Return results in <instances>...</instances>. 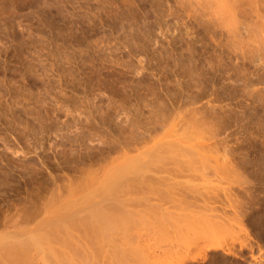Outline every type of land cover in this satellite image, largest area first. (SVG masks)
Wrapping results in <instances>:
<instances>
[{
  "label": "rangeland",
  "instance_id": "1",
  "mask_svg": "<svg viewBox=\"0 0 264 264\" xmlns=\"http://www.w3.org/2000/svg\"><path fill=\"white\" fill-rule=\"evenodd\" d=\"M96 1L97 0H0V99H2L0 100V226L3 222L9 219L11 214L15 211L22 213L28 217L30 214H36L37 212L43 211L44 209L49 211L57 210V207H59L60 205L62 207H60L61 209H64L65 207V209H69L70 207L74 208V206H76L77 204L75 202H78L80 199H82L88 192H97V187L98 189L100 188V184H102L105 178L108 181V179L111 178V176L109 175H113L114 173H116V171H118L117 168L120 164L123 163V166L124 162L127 160L126 162L129 163L127 164L130 165V160L128 159L131 158L132 160V156L134 155H136L134 156L135 158H139L136 159V161L139 160V164L142 163L143 166L144 164L147 165L142 167L140 164V166L142 167L141 171H144V173L142 172V174H149V176H146L147 178L150 177V179H156L155 177L159 175L158 178L163 177V179H165L163 180L165 182H163L161 179L162 183H164L165 185L162 184V186H160L162 189L165 188L166 192L164 189L158 190L159 188H156L159 192H156L155 189H151L158 183L155 180V185H152V187L150 186L151 188L146 187L145 189L143 185L142 188L145 190L139 187L140 185L138 186L136 183V185H134L137 186L138 189L131 185L132 187L130 186V190V187L128 185L129 183L127 184V187L125 185V188L129 187L128 189L130 190H127L126 192L124 190H121L122 186L121 188L118 187L120 188V190H117L115 193L117 194L118 191L119 193H121L120 195L119 193L117 194L118 199L123 196L122 198H120L121 202L124 197H131V200L135 199V196L133 197V195L135 194L137 195V197L141 198H139V200L136 197L137 199L133 200L137 201L138 204H136L138 205L139 210L135 208L134 211H131L135 206H131V203H133V201H131V203L128 204L130 207H132V209L129 212H125V210H128V208L130 209V207L128 206V204L126 205L128 206L127 208L125 206L123 207L122 205L128 202L123 201V204L121 203L122 205L120 204V206L126 209L124 210L122 208H119V211H117L120 213V215L116 211L114 212L116 213V215L123 217L122 219L120 217L118 218V220L121 219L119 221H122L124 223V225L120 227V235L124 231L125 235L127 233H132L131 237H133V232L131 231L133 229L140 227L142 228L144 226H149L148 228H146L147 230H150V228L153 229L155 227V230L158 232L160 229H162L163 231L165 230L163 229L164 227L160 228V226L163 225L168 226L170 224H188L189 222L185 220L186 217H182V213H185V215L187 216L186 213L189 214V212L191 211H193L191 212L192 216L194 214L197 215L199 211H202L200 212L202 214H204V211L205 214H209L206 212H210L211 215L214 214V216H218L219 214L224 213V211L226 213L227 210H229L228 212H230V215H233L234 213L235 215H237V213L242 210L241 212H246L245 214L241 213L240 217L243 218L242 222L245 221L244 217L246 218L247 213L250 215L249 216L247 214L249 220H253V222H247L246 220L245 224L243 223L242 225H246L247 227L250 225L253 230H255L254 226L257 227L258 225H260L259 222H262L261 225H263L264 80H262L259 75L263 77L264 61L261 60V63L257 61L258 59H255L254 56L255 52L252 50H248L252 46L250 40L246 39L248 37V33L243 32L244 35L240 34L241 36H236L235 34H233L234 32L232 33V31H228V29L230 28L228 27L230 21L227 13L223 10V13H221V11H217V5V8L215 7V9L211 7L212 5L214 7V4H217V1L220 2L223 7V0H212L214 3L211 0H189L191 6L189 5V2H187L188 0H174L176 4L173 0H125L126 3L124 2V0H107L109 3H107L106 0ZM101 1L103 4H101ZM115 1L118 3H116ZM129 1L131 4L129 3ZM167 1L168 3L166 5ZM169 1L173 3H171V6H173V8L171 7V9H176V6L180 7L181 9L177 7L178 9L176 10L179 11H172L171 9L167 10L170 7ZM184 1L185 3H183ZM94 2L97 4H95ZM203 2H206V4ZM103 5H105V7H103ZM151 5L152 8L150 7ZM202 5L205 7H203ZM100 6L103 7V9ZM145 6L147 8H145ZM163 6L166 11L164 10V8H162ZM148 7L151 9H149ZM204 8L211 14L209 12H205ZM87 9L90 10L88 11ZM130 9H132L133 11ZM220 9L221 8H219L218 10ZM148 10H150L151 13L148 14ZM180 11L181 13H179ZM88 12L90 13L88 14ZM172 12L174 13V15H176V17ZM132 13H135V15ZM138 13L140 15L139 17L137 16ZM224 13L226 15H224ZM93 14H95L96 16H94ZM147 15L149 16V18ZM203 15L206 17H203ZM218 15H220V17ZM108 16L111 20L108 19ZM143 16L147 17L144 18ZM150 16L152 18H150ZM158 16L160 17L158 18ZM214 16L217 17L215 18ZM96 18L100 19L98 20ZM146 18L151 19V21H144L143 19ZM218 18L222 20H219ZM225 18L229 21V23L228 21H225ZM117 19H120L119 22ZM215 19H218V22L220 21L219 23L222 27L214 22L216 21ZM253 20L254 18H252V20L250 18V21L253 22ZM99 21L102 22L100 23ZM116 22L118 23V25ZM145 22L149 25H145L143 27ZM134 23L137 25V28L135 27ZM139 23L140 25H138ZM222 23H224V26L222 25ZM100 24H102L104 27ZM120 24L121 26H123V28L120 26ZM127 24L130 25L128 26ZM124 25L127 26L125 27ZM149 26L151 32L153 31L154 33H150L149 31H147L149 30ZM118 27L121 29V31ZM135 28L136 31L134 30ZM140 28L143 29H141L140 31ZM225 28L227 29V32L226 30H224ZM124 29L125 32L123 31ZM144 29L146 30L144 31ZM206 29L209 33L206 31ZM109 30L112 32L110 33ZM85 31L88 33H86ZM228 32L232 33V36ZM128 33L131 34L129 35ZM124 34L125 36L127 34L128 35L125 37ZM228 34L231 38L234 36L235 40H231ZM134 35L135 37H137H133ZM142 35H144L146 40ZM131 36L135 38L134 41L132 40L133 38ZM152 36L155 38H153ZM238 36L241 37V39ZM141 39H144L145 41H141ZM201 39H203V41ZM242 39H244V41H241ZM236 40L241 42L239 43ZM245 40L249 41L247 43L248 46H246L247 48L249 47L247 49L248 51H250L249 53L248 51H246V47L240 48L242 45H244L245 42H247ZM215 41L216 44L214 43ZM141 42L143 44L140 46ZM207 43H213L211 45H218L219 47H213L211 45L209 46ZM238 43L239 45H237ZM136 46L137 48H139L140 46L139 50L136 48ZM220 46L222 48H220ZM218 49H222L221 51L223 52ZM242 49H245L243 53L241 52L243 51ZM216 51L222 54H219ZM173 52L175 54L178 52L176 55V57L178 56L177 58L175 57V55L173 56ZM224 52L226 53V55ZM183 53H185L186 55ZM239 53H242L243 56ZM153 54L155 55V57ZM249 54L251 56H249ZM172 56L175 58H173ZM227 56L228 58H226ZM241 56L244 59H242ZM97 57L99 58V60ZM235 57L239 59L237 60ZM248 58H250L251 61ZM182 59H186V61L182 62ZM176 60L179 62H177ZM254 60H256L255 64ZM99 61L101 63H104L101 64ZM236 61L238 63H241L242 61L243 65L241 64V66L240 64L236 63ZM249 61L252 63H250ZM257 62H259V64H257ZM236 64L238 67L236 66ZM260 64H262V67ZM255 65L257 68H255ZM2 66H5V69ZM253 69L257 70H255L254 72L252 71ZM248 70L251 73L249 72L248 74ZM231 73L235 74L231 75ZM239 73L245 74L243 76H240ZM235 75L238 77H236ZM254 75L256 78L254 77ZM205 76L207 77V79ZM122 77L124 78V80ZM113 79L115 80V82ZM235 79H237V82ZM240 80H242V82ZM223 83L225 84V86ZM247 83L249 84L248 86ZM222 85L225 87V89ZM115 90H117L116 93ZM163 94H166L165 96L167 97L165 98ZM25 96L27 97V99L29 97L30 98L26 100ZM189 99L190 101H192L190 102ZM55 103L56 105L54 107ZM35 112L36 115L34 116L33 114H35ZM54 112V115L51 114ZM194 115L196 116L193 117ZM11 116L14 118L13 120L12 118H9ZM43 116H45V118H43ZM11 120L13 122H11ZM14 121H16L15 124ZM25 121H27L29 124H27V122ZM58 123H60V127ZM29 125L31 126V128ZM33 125L35 126V129L37 128L38 130H35L34 127H32ZM180 126L183 128H180ZM169 131H172V135ZM32 132H34V134L36 133V137ZM176 133L177 137L174 136L176 135ZM163 134H168L166 135L168 140L167 142L171 144L170 146H168L169 150L168 147L164 146V144L166 145V137H164ZM182 134L184 136H182ZM162 141L164 142V144H162ZM180 141L183 142L181 143ZM172 143H174V146ZM140 144L141 146H139ZM178 144L181 148L185 147L186 145L188 146V148L186 146L185 148L181 149ZM175 145L177 146L175 149L179 147L178 151L181 149L180 151H182V154L184 152L185 153L182 155L181 153H179L180 151L178 152L177 150L172 149V146L175 147ZM127 146L129 148H132L129 149ZM185 149H187L188 151H186ZM119 151H122L124 155H122V153H119ZM146 151H149L150 153H147ZM175 151H177V154L175 153ZM161 154H163L164 156H161ZM179 154L183 157L184 162L181 159L177 158V155ZM156 157L158 158V160ZM161 157L165 160H160ZM113 158L115 161H111V159ZM157 162H160V164L163 163L164 165L162 167L166 169L162 168L160 164L156 165L155 163ZM185 163L188 168L185 166ZM127 164L125 163L124 167H126ZM182 165L184 166V168L186 167L188 171L187 169H182L180 167ZM130 166L129 169L133 167ZM158 166L160 167L158 168ZM148 169L153 170L154 172H150ZM159 169L162 170V172ZM132 170L133 169H130L129 171L132 172ZM145 170L148 171L145 172ZM184 170L188 173H186ZM113 171L115 172L112 174ZM158 171L159 173H157ZM130 174V176L133 175L132 173ZM154 175L155 177H153ZM169 175L172 177L171 179ZM124 176H126V174ZM139 177H141V173ZM158 178L156 180H158ZM90 180H93L92 183L90 182ZM243 180L251 182L253 184L255 182L258 183L249 185L248 182H245L248 183V186L243 182ZM141 181L138 178V181L136 182L140 183ZM154 181H151V183H154ZM239 181H241L240 185L238 184ZM80 183L84 184L83 187L82 184L79 185ZM87 183H90L89 186L91 185V190H86V186L88 187V185H86ZM151 183H148V185H151ZM241 186H243V188ZM157 187H159L158 184ZM240 187L243 190L245 187H247V189L248 187H250L248 191L252 190V192L254 189V197L253 195H251L253 197L252 201L250 200L251 196H249V199V197L246 196L247 193L244 192L246 194H244V197V195H242L243 190L240 191L241 196L244 197V204H246L247 206H245L243 202H240L241 205L238 204L236 206L241 198L239 197ZM237 188L238 190L236 192ZM146 191L148 192V195L147 193H145ZM226 191L229 195L227 193L225 195L224 192ZM129 192L130 194L133 192L135 194H131V196ZM141 192L144 196L147 195V197L141 195ZM234 192L237 193V196L239 198H236L237 196ZM252 192L249 193L251 194ZM115 193L113 195L115 196V198H117V195H115ZM95 194V197L99 196L98 192ZM113 195L110 200L113 199ZM77 196H80L81 198ZM102 196L103 195H101V197ZM226 197H228L230 200ZM69 198L71 201L72 198L74 199L71 202L69 201ZM77 198H79V200ZM97 198H95L94 200H96ZM224 198L228 199V202ZM234 198L236 199L235 201H233ZM246 198H248L250 201H248ZM65 200H68L67 203ZM112 201L116 200L114 199ZM120 201L117 200V202ZM62 202L63 205L61 204ZM70 202L72 205H74L70 206V204V207L65 206ZM223 202L224 204L228 203L229 205L226 204V207ZM248 202L250 204H247ZM108 203L109 202H107V204ZM113 203L115 202L110 203V208L111 204ZM140 205L141 207L139 208ZM115 206L118 207V205ZM223 206H225L224 208H226L227 210L222 211L224 209ZM120 209L124 210V213H122ZM194 210L198 212L194 213ZM248 211H251L252 214ZM261 215H263V217ZM259 216H261V218ZM34 218H30V220L33 219L31 221L32 223L39 217H36L35 220ZM230 218L232 221L233 216H230ZM242 218H235V221H241ZM253 218L256 219V221ZM233 223L235 224L234 220ZM237 224L238 222L235 224L234 228H237ZM171 226L175 225H170L169 227ZM143 229H141L142 232L144 231ZM163 234L162 239L167 237H163ZM135 235L136 234H134V237ZM143 235L144 233L142 234V236H139L144 238ZM145 235L148 238V235H150V233L147 234L146 231ZM150 237L148 238L149 240H151ZM158 237L156 239H158ZM147 238L144 239L148 241ZM131 239L133 240L134 238ZM139 239L136 238V240ZM160 239H158V241L156 240L155 242H159ZM154 240L155 239H153V241ZM150 242H152V240ZM194 250L195 249H193V251ZM193 251L191 250L192 254L195 252ZM217 253L218 255L220 254L218 257ZM217 253H209V255L211 254L210 257H208L209 262L206 260L208 263L204 262L203 264H212L213 262H215V264H224L226 261L223 260L222 262V259H224L223 255L220 251ZM237 262L240 263V261ZM193 263L197 264L196 262H191V264ZM199 264L202 263L199 262Z\"/></svg>",
  "mask_w": 264,
  "mask_h": 264
},
{
  "label": "bare ground",
  "instance_id": "2",
  "mask_svg": "<svg viewBox=\"0 0 264 264\" xmlns=\"http://www.w3.org/2000/svg\"><path fill=\"white\" fill-rule=\"evenodd\" d=\"M85 1V0H84ZM94 1V0H93ZM98 1V0H97ZM96 1V2H97ZM100 1V0H99ZM118 1V0H117ZM120 1V0H119ZM122 1V0H121ZM130 1H133V0H130ZM130 1H129V3H130ZM137 1V0H136ZM135 1V2H136ZM138 1H140V0H138ZM142 1V0H141ZM144 1V0H143ZM147 1V0H146ZM153 1V0H152ZM159 1V0H158ZM161 1V0H160ZM166 1V0H165ZM171 1V0H170ZM169 1V3H170V7H169V9H167V10H170L171 9V7L173 8V6H171V3L172 2H170ZM174 1V0H173ZM180 1V0H179ZM182 1V0H181ZM186 1V0H185ZM185 1L183 2V3H185ZM203 1H205V0H203ZM212 1V0H211ZM214 1V0H213ZM212 1V2H213ZM216 1V0H215ZM219 1H222V0H219ZM224 1V2H223ZM222 1V3H223V7H222V4L220 3V2H218L217 1V4H214V7H213V5L211 6L212 8H214L215 9V7H216V5H217V7H218V9L219 8H221L220 10H218L217 9V11H221V13H223V11H225L226 13H227V16H228V18H229V21H230V23H229V21L228 20H226V18H225V21H228V23H229V25H228V27H230L229 29H228V31L230 30V32L232 31V33L233 34H235L236 36L237 35H244V33L243 32H246V33H248V37L246 38V39H248V40H250V42H251V48H247L246 46H248L247 45V43L249 42L248 40H245V41H247V42H245L244 43V45H240V46H238V47H240V48H244V47H246V51H248V50H252V51H254L255 52V59L257 58L258 60L257 61H259L260 63L262 62L261 60H263L264 61V0H223ZM106 2L107 3H109L107 0H106ZM111 2V1H110ZM113 2V1H112ZM116 2V1H115ZM114 2V3H115ZM124 2L126 3V1L124 0ZM134 2V3H135ZM175 2V1H174ZM187 2H189V0L187 1ZM197 2H200V1H197ZM95 3V2H94ZM116 3H118V2H116ZM115 3V4H116ZM163 3V2H162ZM167 3H168V1L166 2V5H167ZM202 3V2H201ZM203 3H205L206 4V2H203ZM214 3V2H213ZM95 4H97V3H95ZM101 4H103L102 3V1H101ZM122 4V3H121ZM120 4V5H121ZM131 4V3H130ZM146 4V3H145ZM144 4V5H145ZM150 4H151V1H150ZM159 4H160V2H159ZM173 4V3H172ZM175 4H176V2H175ZM174 4V5H175ZM195 4V3H194ZM196 4H199V3H196ZM207 4H209V3H207ZM89 5V4H88ZM98 5H100V4H98ZM97 5V6H98ZM117 5V4H116ZM115 5V6H116ZM154 5V4H153ZM165 5V4H164ZM185 5H188V4H185ZM189 5L191 6V4H190V2H189ZM96 6V5H95ZM119 6V5H118ZM127 6V5H126ZM125 6V7H126ZM137 6V5H136ZM149 6V5H148ZM158 6V5H157ZM200 6V5H199ZM203 6V5H202ZM207 6V5H206ZM101 7V6H100ZM103 7H105V5H103ZM103 7H101L102 9H103ZM138 7V6H137ZM140 7V6H139ZM144 7V6H143ZM151 8H152V5L150 6ZM159 7H160V5H159ZM178 6H176V9H178V8H180V7H178ZM203 7H205V6H203ZM216 7V8H217ZM95 8V7H94ZM93 8V9H94ZM111 8V7H110ZM109 8V9H110ZM118 8V7H117ZM116 8V9H117ZM124 8V7H123ZM145 8H147L146 6H145ZM149 8V7H148ZM151 8H149V9H151ZM162 8H164V6L162 7ZM197 8H198V6H197ZM200 8V7H199ZM202 8V7H201ZM223 8V9H222ZM225 8V9H224ZM99 9V8H98ZM107 9H108V7H107ZM106 9V10H107ZM128 9V8H127ZM139 9V8H138ZM154 9V8H153ZM176 9H171L172 11H175ZM181 9V8H180ZM207 9H208V7H207ZM88 10V9H87ZM90 10V9H89ZM88 10V11H89ZM112 10V9H111ZM111 10H109V11H111ZM120 10V9H119ZM130 10H132V9H130ZM155 10V9H154ZM163 10V9H162ZM164 10H165V8H164ZM198 10V9H197ZM204 10H205V12H209V11H206V9L204 8ZM223 10V11H222ZM92 11V10H91ZM115 11V10H114ZM127 11V10H126ZM133 11V10H132ZM149 12H148V14L149 13H151L150 12V10H148ZM166 11V10H165ZM176 11H179V10H176ZM187 11H188V9H187ZM191 11V10H190ZM199 11V10H198ZM201 11H202V9H201ZM216 11V10H215ZM86 12V11H85ZM95 12V11H94ZM99 12V11H98ZM103 12V11H102ZM125 12V11H124ZM123 12V13H124ZM136 12H137V10H136ZM135 12V13H136ZM138 12H140V11H138ZM154 12V11H153ZM152 12V13H153ZM161 12V11H160ZM170 12V11H169ZM185 12V11H184ZM195 12H197V11H195ZM87 13V12H86ZM90 12H88V14H89ZM130 13V12H129ZM135 13H132V14H134L135 15ZM141 13V12H140ZM168 13V12H167ZM166 13V14H167ZM173 13V12H172ZM179 13H181V11L179 12ZM202 13V12H201ZM210 13V12H209ZM219 13V12H218ZM92 14V13H91ZM91 14H90V16H91ZM102 14V13H101ZM100 14V15H101ZM141 14H143V13H141ZM162 14V13H161ZM161 14H159V15H161ZM170 14V13H169ZM177 14V13H176ZM189 14V13H188ZM193 14V13H192ZM211 14V13H210ZM209 14V15H210ZM214 14H215V12H214ZM81 15V14H80ZM94 16H96L95 14H93ZM110 15H112V14H110ZM109 15V16H110ZM131 15V14H130ZM157 15V14H156ZM173 15H174V13H173ZM180 15V14H179ZM221 15H223V14H221ZM224 15H226L225 13H224ZM89 16V15H88ZM103 16V15H102ZM109 16H108V19H110L109 18ZM117 16H119V15H117ZM138 17L140 16L139 15V13H138V15H137ZM148 16V15H147ZM147 16H143L144 18L145 17H147ZM154 16V15H153ZM169 16V15H168ZM175 17H176V15H174ZM184 16H185V14H184ZM190 16V15H189ZM219 17H220V15H218ZM115 17V16H114ZM132 17V16H131ZM135 17V16H134ZM160 16H158V18H159ZM170 17H171V15H170ZM169 17V18H170ZM195 17V16H194ZM203 17H206V16H204L203 15ZM215 17V16H214ZM217 17V16H216ZM215 17V18H216ZM226 17V16H225ZM81 18V17H80ZM83 18H87V17H83ZM119 18V17H118ZM148 18H149V16H148ZM150 18H152L151 16H150ZM153 18H155V17H153ZM165 18V17H164ZM173 18V17H172ZM250 18H251V20H252V18H254V20H253V22L252 21H250ZM96 19H98V18H96ZM100 19V18H99ZM98 19V20H99ZM102 19V18H101ZM114 19V18H113ZM133 19V18H132ZM140 19V18H139ZM138 19V20H139ZM141 19H142V17H141ZM162 19V18H161ZM175 19V18H174ZM173 19V20H174ZM182 19H184V18H182ZM219 19V18H218ZM218 19H215L216 21H214V22H216V24H218V25H220L221 26V24L218 22ZM80 20V19H79ZM88 20V19H87ZM103 20V19H102ZM106 20V19H105ZM111 20V19H110ZM118 20V19H117ZM120 20V19H119ZM119 20H118V22H119ZM121 20H122V17H121ZM137 20V19H136ZM144 21L145 20H150L151 21V19H143ZM158 20V19H157ZM170 20V19H169ZM179 20V19H178ZM200 20H202V19H200ZM208 20V19H207ZM219 20H222V19H219ZM92 21V20H91ZM108 21V20H107ZM126 21H127V19H126ZM144 21H142V22H144ZM159 21V20H158ZM157 21V22H158ZM82 22V21H81ZM88 22V21H87ZM95 22V21H94ZM98 22V21H97ZM100 23L102 22V21H99ZM147 22H149V21H147ZM153 22V21H152ZM156 22V23H157ZM213 22V21H212ZM218 22V23H217ZM117 23V22H116ZM125 23V22H124ZM128 23V22H127ZM210 23V22H209ZM227 23V24H228ZM93 24V23H92ZM122 24V23H121ZM121 24H120V26H121ZM143 24V23H142ZM197 24V23H196ZM214 24V23H213ZM213 24H212V26H213ZM224 23H222V25H223ZM81 25H83V24H81ZM100 25H102V24H100ZM117 25H118V23H117ZM123 25V24H122ZM128 26L130 25V24H127ZM126 25V26H127ZM134 25H135V27L137 28V25L134 23ZM138 25H140V23L138 24ZM148 26L149 24H146V22H145V24L143 25V27L144 26ZM93 26V25H92ZM97 26H99V25H97ZM103 26V25H102ZM107 26V25H106ZM105 26V27H106ZM125 26V25H124ZM125 26V27H126ZM151 26V25H150ZM150 26H149V30H147V31H149L150 33H152L151 32V29H150ZM152 26H153V23H152ZM204 26V25H203ZM210 26V25H209ZM224 26V25H223ZM79 27V26H78ZM101 27V26H100ZM104 27V26H103ZM108 27V26H107ZM106 27V28H107ZM122 28H123V26H121ZM141 27V26H140ZM205 27V26H204ZM222 27V26H221ZM84 28V27H83ZM91 28V27H90ZM94 28V27H93ZM92 28V29H93ZM98 28V27H97ZM109 28V27H108ZM119 28V27H118ZM132 28H134V27H132ZM131 28V29H132ZM136 28L134 29L135 31H136ZM146 28V27H145ZM151 28H153V27H151ZM194 28V27H193ZM206 28V27H205ZM214 28H215V26H214ZM217 28H218V26H217ZM224 29V30H226V32H227V29ZM85 29V28H84ZM91 29V30H92ZM120 29V28H119ZM119 29H118V31H119ZM141 29H143V28H140L139 30L141 31ZM147 29V28H146ZM146 29H144V31L146 30ZM155 29V28H154ZM195 29V28H194ZM193 29V30H194ZM209 29V28H208ZM213 29V28H212ZM72 30V29H71ZM70 30V31H71ZM79 30V29H78ZM86 30V29H85ZM108 30V29H107ZM113 30H114V28H113ZM130 30V29H129ZM133 30V31H134ZM138 30V29H137ZM157 30V29H156ZM204 30V29H203ZM77 31V30H76ZM84 31V30H83ZM101 31V30H100ZM110 31V30H109ZM120 31H121V29H120ZM124 32H125V29L123 30ZM132 31V30H131ZM147 31H146V33H147ZM206 31H207V29H206ZM221 31V30H220ZM86 32V31H85ZM84 32V33H85ZM112 31H110V33H111ZM138 32V31H137ZM163 32V31H162ZM208 32V31H207ZM225 32V33H226ZM230 32H228V33H230ZM86 33H88V32H86ZM105 33V32H104ZM107 33V32H106ZM132 33V32H131ZM130 33V34H131ZM139 33H141V32H139ZM146 33H145V35H146ZM154 33V32H153ZM157 33V32H156ZM209 33V32H208ZM208 33H206V34H208ZM219 33H222V32H219ZM232 33H230V35L232 34ZM245 33V34H246ZM59 34V33H58ZM64 34V33H63ZM129 34V33H128ZM127 34V35H128ZM129 34V35H130ZM136 34V33H135ZM202 34V33H201ZM214 34V33H213ZM98 35V34H97ZM103 35V34H102ZM126 35V36H127ZM140 35V34H139ZM148 35H150V34H148ZM157 35V34H156ZM240 35V36H241ZM247 35V34H246ZM111 36V35H110ZM113 36V35H112ZM118 36V35H117ZM122 36V35H121ZM124 36H125V34H124ZM125 36V37H126ZM143 37H144V35H142ZM141 36V37H142ZM189 36V35H188ZM228 36H229V34H228ZM232 36V35H231ZM97 37V36H96ZM95 37V38H96ZM99 37V36H98ZM101 37V36H100ZM107 37V36H106ZM123 37V36H122ZM132 37V36H131ZM133 37H135V35L133 36ZM132 37V38H133ZM137 37V36H136ZM135 37V38H136ZM142 37V38H143ZM147 37V36H146ZM153 37V36H152ZM182 37V36H181ZM239 37V36H238ZM237 37V38H238ZM246 37V36H245ZM252 37V38H251ZM64 38V37H63ZM117 38V37H116ZM135 38H133L132 40L134 41V39ZM145 38V37H144ZM148 38V37H147ZM153 38H155V37H153ZM166 38V37H165ZM196 38V37H195ZM218 38V37H217ZM229 38H231L230 36H229ZM240 39H241V37H239ZM242 38H243V36H242ZM56 39V38H55ZM99 39V38H98ZM97 39V40H98ZM101 39V38H100ZM151 39V38H150ZM168 39V38H167ZM173 39V38H172ZM235 40V37L233 36L232 38H231V40ZM245 39V38H244ZM244 39H242L241 41H244ZM92 40V39H91ZM103 40V39H102ZM138 40V39H137ZM144 40V39H143ZM142 39H141V41H143ZM145 40H146V38H145ZM144 40V41H145ZM200 40V39H199ZM202 41H203V39H201ZM206 40V39H205ZM214 40V39H213ZM213 40H212V42H213ZM136 41V40H135ZM139 41V40H138ZM137 41V42H138ZM167 41V40H166ZM209 41V40H208ZM210 41H211V39H210ZM209 41V42H210ZM217 41V40H216ZM216 41L214 42L215 44H216ZM236 41H238V40H236ZM240 41V42H241ZM96 42V41H95ZM102 42V41H101ZM100 42V43H101ZM122 42V41H121ZM124 42V41H123ZM140 42V41H139ZM138 42V43H139ZM154 42V41H153ZM169 42V41H168ZM198 42V41H197ZM208 42V43H209ZM222 42V41H221ZM220 42V43H221ZM235 42V41H234ZM239 42V41H238ZM239 42V43H240ZM67 43V42H66ZM81 43V42H80ZM118 43V42H117ZM147 43H148V40H147ZM150 43V42H149ZM196 43V42H195ZM201 43V42H200ZM207 43V44H208ZM232 43H233V41H232ZM239 43L237 44V45H239ZM108 44V43H107ZM143 43L141 42L140 43V46L142 45ZM145 44V43H144ZM176 44V43H175ZM211 44H213V43H210V44H208L209 46L211 45ZM217 44H218V42H217ZM20 45V44H19ZM89 45V44H88ZM97 45V44H96ZM137 45V44H136ZM223 45V44H222ZM70 46V45H69ZM108 46V45H107ZM140 46H139V48H140ZM152 46V45H151ZM163 46V45H162ZM191 46V45H190ZM211 46H213V45H211ZM215 46V45H214ZM213 46V47H214ZM216 46H218V45H216ZM215 46V47H216ZM235 46V45H234ZM66 47V46H65ZM85 47V46H84ZM219 47V46H218ZM237 47V46H236ZM136 48H137V46H136ZM139 48H137L138 50H139ZM145 48V47H144ZM191 48H193V47H191ZM220 48H222L221 46H220ZM233 48V47H232ZM136 49V50H137ZM181 49V48H180ZM189 49V48H188ZM187 49V50H188ZM248 49V50H247ZM69 50V49H68ZM97 50V49H96ZM142 50H143V48H142ZM218 50H222V49H218ZM236 50V49H235ZM234 50V51H235ZM241 50V49H240ZM243 50V49H242ZM108 51V50H107ZM116 51V50H115ZM230 51V50H229ZM245 51V49L243 50V51H241L242 53ZM83 52V51H82ZM87 52V51H86ZM129 52V51H128ZM138 52V51H137ZM145 52H146V50H145ZM168 52V51H167ZM191 52V51H190ZM205 52V51H204ZM216 52H218V51H216ZM221 52H223V51H221ZM236 52H238V51H236ZM250 51H248V53H249ZM174 53V52H173ZM178 53V52H177ZM177 53L175 54H173V56L175 55V57H176V55H177ZM193 53V52H192ZM219 54H222V53H220V52H218ZM225 53V52H224ZM232 53H233V51H232ZM242 53L240 54V55H242ZM108 54V53H107ZM121 54V53H120ZM119 54V55H120ZM161 54V53H160ZM180 54H181V51H180ZM180 54H179V56H180ZM183 54H185V53H183ZM209 54V53H208ZM246 54H247V52H246ZM245 54V55H246ZM76 55V54H75ZM131 55V54H130ZM152 55V54H151ZM154 55V54H153ZM186 55V54H185ZM218 55V54H217ZM225 55H226V53H225ZM235 55V54H234ZM79 56V55H78ZM126 56V55H125ZM142 56V55H141ZM164 56V55H163ZM166 56V55H165ZM172 56V57H173ZM243 56V55H242ZM241 56V57H242ZM249 56H251L250 54H249ZM139 57V56H138ZM146 57V56H145ZM151 57H153V56H151ZM154 57H155V55H154ZM175 57H173V58H175ZM178 57V56H177ZM176 57V58H177ZM240 57V58H241ZM98 58V57H97ZM148 58H150V57H148ZM183 58V57H182ZM206 58V57H205ZM221 58V57H220ZM223 58V57H222ZM226 58H228V56L226 57ZM236 58V57H235ZM120 59V58H119ZM172 59V58H171ZM225 59V58H224ZM237 59V58H236ZM239 59V58H238ZM237 59V60H238ZM242 59H244L243 57H242ZM249 60H250V58H248ZM253 59H254V57H253ZM252 59V60H253ZM59 60V59H58ZM97 60V59H96ZM98 60H99V58H98ZM122 60V59H121ZM154 60V59H153ZM157 60V59H156ZM222 60V59H221ZM105 61V60H104ZM137 61V60H136ZM175 61V60H174ZM177 61V60H176ZM182 62H184V61H186V59H182L181 60ZM218 61V60H217ZM231 61V60H230ZM240 61V60H239ZM251 61V60H250ZM249 61V62H250ZM255 62H254V64L256 63V60H254ZM100 62V61H99ZM98 62V63H99ZM140 62V61H139ZM138 62V63H139ZM177 62H179V61H177ZM182 62H181V64H182ZM190 62V61H189ZM235 62V61H234ZM259 62H257V64H259ZM101 63V62H100ZM102 63H104V62H102ZM101 63V64H102ZM114 63V62H113ZM176 63V62H175ZM231 63V62H230ZM236 63H238L237 61H236ZM243 63H244V61H243ZM250 63H252V62H250ZM121 64V63H120ZM164 64V63H163ZM180 64V63H179ZM207 64V63H206ZM238 64H242V61H241V63H238ZM264 64V63H263ZM64 65V64H63ZM97 65V64H96ZM116 65V64H115ZM140 65V64H139ZM157 65H158V63H157ZM160 65V64H159ZM213 65V64H212ZM235 65V64H234ZM243 65V64H242ZM241 65V66H242ZM261 65V67H262V64H260ZM107 66V65H106ZM119 66V65H118ZM143 66V65H142ZM164 66V65H163ZM169 66V65H168ZM236 66H237V64H236ZM240 66V67H241ZM254 66V65H253ZM258 66V65H257ZM3 67V66H2ZM5 67V66H4ZM3 67V68H4ZM27 67V66H26ZM25 67V68H26ZM104 67V66H103ZM134 67V66H133ZM137 67V66H136ZM158 67V66H157ZM238 67V66H237ZM236 67V68H237ZM247 67V66H246ZM260 67V66H259ZM264 67V66H263ZM10 68V67H9ZM145 68V67H144ZM171 68V67H170ZM183 68V67H182ZM244 68V67H243ZM255 68H257L256 67V65H255ZM5 69V68H4ZM129 69V68H128ZM230 69H231V67H230ZM241 69V68H240ZM261 69V68H260ZM35 70V69H34ZM59 70H61V69H59ZM58 70V71H59ZM64 70V69H63ZM134 70V69H133ZM146 70V69H145ZM208 70V69H207ZM244 70V69H243ZM247 70V69H246ZM255 70H257V69H255ZM255 70L253 69L252 71H254L255 72ZM262 70V69H261ZM15 71V70H14ZM57 71V70H56ZM135 71V70H134ZM190 71V70H189ZM192 71V70H191ZM242 71V70H241ZM245 71V70H244ZM243 71V72H244ZM260 71V70H259ZM264 71V70H263ZM55 72V71H54ZM53 72V73H54ZM67 72V71H66ZM136 72V71H135ZM139 72V71H138ZM198 72V71H197ZM205 72V71H204ZM211 72V71H210ZM215 72V71H214ZM218 72V71H217ZM216 72V73H217ZM239 72V71H238ZM249 70H248V74H249ZM253 72V73H254ZM105 73V72H104ZM137 73V72H136ZM151 73V72H150ZM154 73V72H153ZM228 73V72H227ZM246 73V72H245ZM244 73V74H245ZM251 73V72H250ZM119 74H121V73H119ZM171 74V73H170ZM183 74V73H182ZM208 74V73H207ZM229 74V73H228ZM233 73H231V75H232ZM235 74V73H234ZM233 74V75H234ZM240 74V73H239ZM244 74H240V76H243ZM260 74V73H259ZM2 75V74H1ZM131 75H133V74H131ZM156 75V74H155ZM154 75V76H155ZM161 75V74H160ZM186 75V74H185ZM230 75V76H231ZM237 75V74H236ZM235 75V76H236ZM251 75V74H250ZM50 76V75H49ZM117 76V75H116ZM120 76V75H119ZM137 76V75H136ZM164 76V75H163ZM188 76V75H187ZM210 76V75H209ZM248 76V75H247ZM257 76V75H256ZM260 77H261V79L262 80H264V73H263V77L261 76V75H259ZM156 77V76H155ZM159 77V76H158ZM206 77V76H205ZM229 77V76H228ZM236 77H238V76H236ZM251 77V76H250ZM254 77H255V75H254ZM11 78V77H10ZM9 78V79H10ZM14 78V77H13ZM118 78H120V77H118ZM123 78V77H122ZM227 78V77H226ZM235 78V77H234ZM256 78V77H255ZM254 78V79H255ZM73 79H74V77H73ZM170 79V78H169ZM175 79H176V77H175ZM206 79H207V77H206ZM242 79V78H241ZM249 79V78H248ZM258 79V78H257ZM260 79V80H261ZM46 80V79H45ZM114 80V79H113ZM113 80H112V82H113ZM123 80H124V78H123ZM178 80V79H177ZM176 80V81H177ZM211 80V79H210ZM236 80V82H237V79H235ZM244 80V79H243ZM1 81V80H0ZM12 81V80H11ZM109 81H110V79H109ZM116 81H117V79H116ZM189 81V80H188ZM223 81V80H222ZM221 81V82H222ZM241 82H242V80H240ZM239 81V82H240ZM250 81V80H249ZM257 81V80H256ZM6 82V81H5ZM9 82V81H8ZM7 82V83H8ZM39 82V81H38ZM114 82H115V80H114ZM169 82H170V80H169ZM195 82V81H194ZM244 82V81H243ZM245 82H246V80H245ZM247 82H248V80H247ZM255 82V81H254ZM23 83V82H22ZM111 83V82H110ZM119 83V82H118ZM230 83V82H229ZM250 83V82H249ZM11 84V83H10ZM24 84V83H23ZM48 84V83H47ZM72 84V83H71ZM114 84H116V83H114ZM121 84V83H120ZM119 84V85H120ZM167 84H168V81H167ZM188 84V83H187ZM212 84V83H211ZM214 84V83H213ZM221 84V83H220ZM224 84V83H223ZM245 84V83H244ZM251 84H252V82H251ZM256 84H258V83H256ZM5 85V84H4ZM29 85V84H28ZM39 85V84H38ZM249 84L247 83V86H248ZM14 86V85H13ZM20 86V85H19ZM49 86H51V85H49ZM122 86V85H121ZM223 86V85H222ZM224 86H225V84H224ZM223 86V88L225 89V87ZM246 86V87H247ZM12 87V86H11ZM35 87V86H34ZM43 87H45V86H43ZM81 87V86H80ZM115 87V86H114ZM150 87V86H149ZM178 87V86H177ZM221 87V86H220ZM260 87V86H259ZM24 88V87H23ZM131 88V87H130ZM134 88V87H133ZM160 88V87H159ZM243 88V87H242ZM245 88V87H244ZM250 88V87H249ZM248 88V89H249ZM256 88V87H255ZM262 88V87H261ZM42 89V88H41ZM54 89H55V87H54ZM57 89V88H56ZM70 89V88H69ZM120 89V88H119ZM151 89V88H150ZM184 89V88H183ZM223 89V90H224ZM252 89V88H251ZM14 90V89H13ZM43 90V89H42ZM141 90V89H140ZM148 90V89H147ZM209 90V89H208ZM221 90V89H220ZM243 90V89H242ZM26 91V90H25ZM116 91L117 90H115V93H116ZM120 91V90H119ZM122 91V90H121ZM130 91V90H129ZM153 91H154V89H153ZM3 92V91H2ZM20 92V91H19ZM49 92V91H48ZM113 92V91H112ZM181 92H182V90H181ZM180 92V93H181ZM212 92H214V91H212ZM226 92V91H225ZM247 92V91H246ZM256 92V91H255ZM8 93V92H7ZM21 93V92H20ZM41 93V92H40ZM50 93V92H49ZM171 93V92H170ZM195 93V92H194ZM205 93V92H204ZM211 93V92H210ZM258 93H260V92H258ZM2 94V93H1ZM12 94V93H11ZM51 94V93H50ZM61 94V93H60ZM153 94V93H152ZM174 94H175V92H174ZM182 94V93H181ZM201 94V93H200ZM202 94H203V91H202ZM213 94V93H212ZM220 94H221V92H220ZM30 95V94H29ZM42 95V94H41ZM54 95V94H53ZM64 95V94H63ZM131 95V94H130ZM164 95V94H163ZM166 95V94H165ZM164 95V96H165ZM171 95V94H170ZM183 95V94H182ZM182 95H181V97H182ZM186 95V94H185ZM248 95V94H247ZM21 96V95H20ZM37 96V95H36ZM151 96V95H150ZM187 96V95H186ZM189 96V95H188ZM210 96V95H209ZM262 96V95H261ZM5 97V96H4ZM26 97V96H25ZM35 97V96H34ZM58 97V96H57ZM60 97V96H59ZM65 97V96H64ZM167 96H165V98H166ZM170 97V96H169ZM168 97V98H169ZM198 97V96H197ZM10 98V97H9ZM30 98V97H29ZM28 98V99H29ZM148 98H150V97H148ZM211 98V97H210ZM247 98V97H246ZM14 99V98H13ZM19 99H21V98H19ZM23 99V98H22ZM27 99V97H26V100H28ZM54 99V98H53ZM152 99V98H151ZM170 99V98H169ZM173 99V98H172ZM179 99H180V97H179ZM251 99V98H250ZM0 100H2V99H0ZM11 100H12V98H11ZM62 100V99H61ZM118 100V99H117ZM182 100V99H181ZM188 100V99H187ZM186 100V101H187ZM196 100V99H195ZM211 100V99H210ZM238 100V99H237ZM259 100V99H258ZM4 101V100H3ZM38 101V100H37ZM67 101V100H66ZM120 101V100H119ZM183 101V100H182ZM181 101V102H182ZM185 101V102H186ZM189 101H190V99H189ZM192 101V100H191ZM190 101V102H191ZM246 101V100H245ZM248 101V100H247ZM1 102V101H0ZM12 102V101H11ZM20 102H21V100H20ZM26 102V101H25ZM28 102V101H27ZM34 102V101H33ZM65 102V101H64ZM63 102V103H64ZM125 102V101H124ZM169 102V101H168ZM188 102V101H187ZM189 102V103H190ZM261 102V101H260ZM3 103V102H2ZM14 103V102H13ZM38 103V102H37ZM43 103V102H42ZM118 103V102H117ZM164 103V102H163ZM179 103V102H178ZM258 103V102H257ZM7 104V103H6ZM21 104V103H20ZM52 104V103H51ZM109 104V103H108ZM13 105V104H12ZM18 105V104H17ZM47 105V104H46ZM55 105H56V103L54 104V107H55ZM68 105V104H67ZM66 105V106H67ZM185 105V104H184ZM204 105V104H203ZM252 105V104H251ZM3 106V105H2ZM21 106V105H20ZM25 106V105H24ZM29 106H31V105H29ZM146 106V105H145ZM181 106V105H180ZM5 107V106H4ZM8 107V106H7ZM13 107V106H12ZM19 107V106H18ZM205 107V106H204ZM209 107V106H208ZM212 107V106H211ZM14 108V107H13ZM21 108H22V106H21ZM32 108V107H31ZM35 108V107H34ZM60 108V107H59ZM106 108V107H105ZM207 108V107H206ZM8 109H11V108H8ZM23 109V108H22ZM29 109V108H28ZM101 109V108H100ZM188 109V108H187ZM186 109V110H187ZM190 109H191V107H190ZM214 109V108H213ZM80 110V109H79ZM189 110V109H188ZM203 110H206V109H203ZM202 110V111H203ZM17 111V110H16ZM24 111H26V110H24ZM29 111V110H28ZM27 111V112H28ZM88 111V110H87ZM91 111V110H90ZM89 111V112H90ZM114 111V110H113ZM130 111V110H129ZM154 111V110H153ZM159 111V110H158ZM192 111H193V109H192ZM192 111H188V112H192ZM259 111V110H258ZM4 112V111H3ZM2 112V113H3ZM9 112V111H8ZM31 112V111H30ZM33 112H34V109H33ZM32 112V113H33ZM45 112V111H44ZM208 112H209V110H208ZM213 112V111H212ZM7 113V112H6ZM5 113V114H6ZM11 113V112H10ZM32 113H30V114H32ZM197 113V112H196ZM4 114V113H3ZM12 114V113H11ZM45 114H49V113H45ZM51 114H55V112L54 113H51ZM151 114V113H150ZM192 114V113H191ZM194 114V113H193ZM205 114V113H204ZM203 114V115H204ZM209 114V113H208ZM34 116L36 115V112H35V114H33ZM78 115V114H77ZM85 115V114H84ZM89 115H90V113H89ZM197 115V114H196ZM196 115H194L193 117H195ZM21 116V115H20ZM47 116V115H46ZM116 116H117V114H116ZM116 116H115V118H116ZM198 116H200V115H198ZM13 117H14V114H13ZM12 116L11 117H9V118H12V120L14 119ZM55 117V116H54ZM153 117H155V116H153ZM202 117V116H201ZM8 118V117H7ZM36 118V117H35ZM43 118H45V116H43ZM53 118V117H52ZM110 118V117H109ZM129 118V117H128ZM198 118V117H197ZM6 119V118H5ZM23 119H25V118H23ZM76 119V118H75ZM84 119V118H83ZM162 119V118H161ZM10 120V119H9ZM11 120V122H13ZM19 120H21V119H19ZM32 120V119H31ZM37 120V119H36ZM104 120V119H103ZM115 120V119H114ZM24 121V120H23ZM48 121V120H47ZM113 121V120H112ZM192 121H193V119H192ZM199 121V120H198ZM198 121H197V123H198ZM15 122L16 121H14V124H15ZM25 122H27V121H25ZM25 122H24V124H25ZM30 122V121H29ZM33 122V121H32ZM50 122H51V120H50ZM57 122H58V120H57ZM83 122H85V121H83ZM194 122H195V120H194ZM23 123V122H22ZM34 123V122H33ZM40 123V122H39ZM38 123V124H39ZM43 123V122H42ZM103 123V122H102ZM113 123H115V122H113ZM154 123H156V122H154ZM27 124H29L28 122H27ZM59 124V127H60V123H58ZM79 124V123H78ZM87 124V123H86ZM100 124V123H99ZM19 125V124H18ZM154 125V124H153ZM156 125V124H155ZM3 126V125H2ZM8 126V125H7ZM27 126V125H26ZM30 126V125H29ZM37 126V125H36ZM83 126V125H82ZM127 126V125H126ZM137 126V125H136ZM5 127V126H4ZM32 127H34V129H35V126L33 125ZM81 127V126H80ZM26 128V127H25ZM30 128H31V126H30ZM42 128V127H41ZM40 128V129H41ZM89 128V127H88ZM180 128H183V127H181L180 126ZM180 128H179V130H180ZM11 129V128H10ZM51 129V128H50ZM78 129V128H77ZM27 130V129H26ZM35 130H38L37 128L35 129ZM48 130V129H47ZM84 130V129H83ZM91 130V129H90ZM119 130H120V128H119ZM1 131V130H0ZM8 131V130H7ZM11 131V130H10ZM9 131V132H10ZM24 131V130H23ZM53 131V130H52ZM60 131V130H59ZM76 131V130H75ZM86 131V130H85ZM84 131V132H85ZM110 131V130H109ZM143 131V130H142ZM141 131V132H142ZM6 132V131H5ZM13 132V131H12ZM16 132V131H15ZM18 132V131H17ZM35 132V131H34ZM34 132H32L33 134H34ZM47 132H49V131H47ZM170 132V131H169ZM174 132V131H173ZM177 132V131H176ZM181 132V131H180ZM36 133H37V131H36ZM35 133V134H36ZM41 133V132H40ZM95 133H97V132H95ZM101 133V132H100ZM171 133V135H172V131L170 132ZM178 133V132H177ZM177 133H176V135H174L175 137H177ZM29 134V133H28ZM34 134V135H35ZM62 134V133H61ZM158 134V133H157ZM156 134V135H157ZM181 134V133H180ZM179 134V135H180ZM16 135H17V133H16ZM43 135V134H42ZM45 135V134H44ZM57 135V134H56ZM91 135V134H90ZM153 135H155V134H153ZM166 135H168V134H166ZM166 135H164L163 134V136L164 137H166ZM170 135V134H169ZM8 136V135H7ZM12 136V135H11ZM41 136V135H40ZM76 136V135H75ZM105 136V135H104ZM120 136V135H119ZM182 136H184L183 134H182ZM24 137H25V135H24ZM29 137V136H28ZM35 137H36V135H35ZM156 137V136H155ZM154 137V138H155ZM162 137V136H161ZM170 137V136H169ZM172 137V136H171ZM179 137V136H178ZM11 138H13V137H11ZM18 138V137H17ZM70 138V137H69ZM83 138V137H82ZM110 138V137H109ZM129 138V137H128ZM152 138V137H151ZM180 138H183V137H180ZM16 139V138H15ZM15 139H13V140H15ZM25 139V138H24ZM28 139V138H27ZM65 139V138H64ZM111 139V138H110ZM130 139V138H129ZM33 140V139H32ZM86 140V139H85ZM104 140V139H103ZM176 140H177V138H176ZM175 140V141H176ZM26 141V140H25ZM40 141V140H39ZM58 141V140H57ZM164 141V140H163ZM162 141V144H164V142ZM168 140H167V137H166V145L164 144V146H166V147H168V146H170L171 144L169 143V142H167ZM47 142V141H46ZM69 142V141H68ZM103 142V141H102ZM144 142V141H143ZM160 142H161V140H160ZM171 142H172V139H171ZM181 142V141H180ZM183 142V141H182ZM181 142V143H182ZM73 143H74V140H73ZM87 143V142H86ZM138 143V142H137ZM141 143V142H140ZM167 143H169V144H167ZM180 143V144H181ZM40 144V143H39ZM42 144V143H41ZM144 144V143H143ZM173 144V146H174V143H172ZM176 144V143H175ZM82 145V144H81ZM116 145V144H115ZM146 145V144H145ZM183 145H185V144H183ZM61 146V145H60ZM131 146V145H130ZM139 146H141V144L139 145ZM142 146H144V145H142ZM163 146V145H162ZM172 146V149H175L177 146L175 145V147H173ZM178 146H179V144H178ZM187 146V145H186ZM185 146V147H186ZM64 147H65V145H64ZM68 147V146H67ZM78 147V146H77ZM86 147V146H85ZM113 147V146H112ZM126 147V146H125ZM128 147V146H127ZM180 147V146H179ZM179 147L177 148V149H175V150H177L178 151V149H179ZM185 147H182V148H185ZM33 148V147H32ZM97 148V147H96ZM129 148V147H128ZM130 148H132V147H130ZM129 148V149H130ZM142 148V147H141ZM181 148V147H180ZM181 148V149H182ZM187 148H188V146H187ZM85 149V148H84ZM139 149V148H138ZM166 149V148H165ZM180 149V150H181ZM70 150V149H69ZM80 150V149H79ZM78 150V151H79ZM87 150H88V148H87ZM92 150V149H91ZM168 150H169V147H168ZM179 150V151H180ZM186 151H188L187 149H185ZM71 151V150H70ZM86 151V150H85ZM123 151V150H122ZM122 151L120 152L119 151V153H122ZM177 151H175V153L177 154ZM178 151V152H179ZM65 152V151H64ZM81 152H83V151H81ZM110 152V151H109ZM124 152V151H123ZM147 153L149 152V151H146ZM164 152H165V150H164ZM183 152H184V150H183ZM67 153V152H66ZM78 153V152H77ZM116 153V152H115ZM118 153V152H117ZM150 153V152H149ZM179 153H181L182 154V151H180ZM185 153V152H184ZM183 153V154H184ZM88 154V153H87ZM109 154V153H108ZM165 154V153H164ZM182 154V155H183ZM43 155V154H42ZM81 155V154H80ZM122 155H124V153H122ZM152 155V154H151ZM116 156V155H115ZM114 156V157H115ZM118 156H119V154H118ZM121 156V155H120ZM134 156H136V155H134ZM134 156H132L133 157V159L131 160V158L130 159H128V160H130L129 162H130V165H128L129 163L128 162H124V165L122 166V164H118L117 166H118V171H116V168H115V171H116V173H114L115 171H113L112 172V174L113 175H109V176H111V178L110 179H108V181L106 180V178L104 179V181L102 182V184H100L101 186H100V188L98 189V187H97V192H98V195L99 196H96L95 197V193H97L96 191L95 192H88L82 199H80L79 200V198H77L79 201L78 202H75V203H77L76 204V206H74V208H71L70 206H73L72 204H71V202L73 201V199L74 198H72V201L70 200V198H69V201H71L68 205L66 204H64L65 206H69L70 204V208L69 209H65L64 207V209H61L62 207H61V205L59 206V207H57L58 209L57 210H43V211H39V212H37L36 214H30L28 217L26 216V215H24V214H22V213H19V212H17V211H15V212H13L12 214H11V216H10V218L9 219H7L5 222H3L2 224H1V226H0V264H191V262H196L197 264H199V262H201L202 264L204 263V262H207L209 259H208V257H210V255L213 253H217V252H221V254L223 255V258L224 259H222V262H223V260H225L226 262L224 263V264H264V224L263 225H261V223L259 222V224L260 225H258L257 227L256 226H254L255 228V230H253L252 229V227H250V225L247 227L246 225H242L243 223L245 224V221L247 220V222L248 221H250L249 220V217H248V215L246 214V218L244 217V219H245V221L244 222H242V220H243V218L242 217H240L241 216V213L242 214H245L246 212H239V213H237V215H235V213L233 214V215H230V212H228L229 210H227L226 208H224L225 206H226V204L227 205H229L228 203H225L224 204V202H223V204L225 205V206H223V210L222 211H224V210H227L226 211V213H225V211H224V213H222V214H219L218 216L216 215V216H214V214L213 215H211V213L210 212H206V213H209V214H205V212L203 211V213L204 214H202V213H200V212H202V211H197L196 212V210H194V213L196 212L197 213V215L196 214H194L193 216H192V213L191 212H193V211H191V212H189V214L188 213H186L187 214V216L185 215V213H182L183 215H182V217H186V221L187 222H189L188 224L187 223H185V224H170V225H175V226H171V227H169L170 225H163V226H160V228H162V227H164L163 229H167V228H169V229H167L166 231L164 230H162V229H160L158 232H160V233H158L156 230H155V227L152 229V228H150V230L151 231H153V232H151L150 230H147L146 228H148L149 226H144V227H140L141 229H143V228H145V229H143L144 231L142 232V230L140 229V228H136V229H133L131 232H133V237H131L132 235V233H127L126 235H127V237H126V235H125V232L123 231V233L120 235L119 233H120V227H122L123 225H124V223L122 222V221H119V220H121L123 217H121V216H119L120 215V213L118 212L119 211V208H122L121 206H120V204L123 202V201H125V202H127L126 204H124V205H122L123 207L125 206L126 208L129 206V204L131 203V201H133V200H135V199H139L140 197H137V195L133 192V193H131L132 195L133 194H135V195H133V197L135 196V199H133V200H131V197H124L123 198V200H122V202L120 201V198H122V197H120L119 199H118V193H119V191H118V193L116 194L115 192L117 191V190H120V188H121V186H122V188H121V190H124L125 192L128 190V191H130L131 190V185H133L135 188H137V186H135L136 184L139 186V187H143V185H144V188L146 189V187H152V185H155V181H157L158 183V185H159V187H157V184H156V186H154V187H150L151 189H155V191L156 192H159V191H157V189L156 188H159L158 190H161L162 188H161V186H162V184L163 185H165L164 183H162V181L163 180H165V179H163V177L161 178V177H159L158 178V176L157 177H155V175L153 176V177H155L156 179L158 178V180H156V179H150V177H146V176H149V174L147 173V175H145V174H142V172L144 173V171H141L142 170V167H144V166H147L146 164H144V166L142 165V163H140L141 164V166H140V164H139V160L138 161H136V159H139L138 157L137 158H135ZM148 156V155H147ZM149 156H150V154H149ZM161 156H164L163 154H161ZM179 156V157H178ZM181 155L179 154V155H177V158H179V159H181L183 162H184V160H183V157L181 156ZM185 156V155H184ZM1 157V156H0ZM37 158V157H36ZM119 158V157H118ZM135 158V159H134ZM149 158V157H148ZM151 158V157H150ZM157 158V157H156ZM73 159V158H72ZM120 159V158H119ZM164 159V158H163ZM162 159V157L160 158V160H163ZM179 159H178V161H179ZM39 160H40V158H39ZM77 160V159H76ZM115 161L114 160V158L113 159H111V161ZM157 160H158V158H157ZM165 160V159H164ZM163 160V161H164ZM75 161V160H74ZM110 161V162H111ZM137 163H136V162ZM66 162V161H65ZM182 162V163H183ZM125 163L128 165V167H127V165H126V167H124L125 166ZM135 163V164H134ZM158 163V164H157ZM157 163H155L156 165H159L160 164V162H157ZM187 163V162H186ZM186 163H185V166L187 167V165H186ZM70 164V163H69ZM113 164V163H112ZM138 164V165H137ZM166 164V163H165ZM181 164V163H180ZM188 164V163H187ZM161 165V167L164 165L163 163L162 164H160ZM177 165V164H176ZM184 165V164H183ZM182 165V166H183ZM129 166L130 167H132V168H130V169H133L132 170V172H130L129 170ZM182 166H180L182 169H187L186 167L184 168V166L182 167ZM189 166V165H188ZM39 167V166H38ZM111 167H112V165H111ZM160 166H158V168H159ZM167 167V166H166ZM26 168V167H25ZM33 168V167H32ZM41 168V167H40ZM127 168V169H126ZM148 168V167H147ZM162 168H164V167H162ZM161 168V169H162ZM34 169V168H33ZM146 169V168H145ZM164 169H166V168H164ZM149 170V169H148ZM148 170H145V172H147ZM154 170H155V168H154ZM160 170V169H159ZM163 170V169H162ZM162 170H160L161 172H162ZM184 170V171H185ZM1 171V170H0ZM129 171V172H128ZM150 172L151 171H153V170H149ZM165 171V170H164ZM187 171H188V169H187ZM125 172H127V173H125ZM154 172V171H153ZM152 172V173H153ZM186 172V171H185ZM29 173V172H28ZM130 173H132L133 175L132 176H130L131 174ZM140 173H141V177H139V175H140ZM157 173H159V171L157 172ZM186 173H188V172H186ZM185 173V174H186ZM96 174V173H95ZM94 174V175H95ZM100 174H101V172H100ZM100 174H98V175H100ZM126 174V176H124ZM128 174H129V176H128ZM6 175V174H5ZM91 175V174H90ZM164 175H166V174H164ZM145 176V177H144ZM184 176V175H183ZM186 176V175H185ZM32 177V176H31ZM142 177H144V178H142ZM167 177H168V175H167ZM169 177H170V179L172 178L170 175H169ZM99 178V177H98ZM138 178L140 179V181L143 179V180H145V178H146V184H145V181H141L140 183L142 184H140V183H137L136 181H138ZM152 178V177H151ZM90 179V178H89ZM92 179V178H91ZM161 179H162V181H161ZM136 180V181H135ZM149 180H151V181H154V183L152 182L151 183V181H149ZM244 180H246V179H244ZM243 180V182L245 183V182H248V181H244ZM248 180V179H247ZM249 180H251V179H249ZM84 181V180H83ZM93 181V180H92ZM92 181L90 180V182L92 183ZM97 181V180H96ZM95 181V182H96ZM148 181V182H147ZM161 181V182H160ZM82 182V181H81ZM144 182V183H143ZM160 182V183H159ZM163 182H165V181H163ZM242 182V183H243ZM254 182V181H253ZM261 182V181H260ZM83 183V182H82ZM82 183H80L79 185H81ZM85 183V182H84ZM129 183V184H128ZM131 183V184H130ZM136 183V184H135ZM148 183L150 184L151 183V185H148ZM249 183V185H254L255 183H258V182H255L254 184L253 183H251V182H248ZM248 183H245V184H247L248 185ZM251 183V184H250ZM89 184L90 183H87L86 185H88V187L86 186V190H91L92 188H91V185L89 186ZM129 185V187H130V190L128 189V188H125V185H126V187ZM135 184V185H134ZM238 184L240 185L241 184V181H239L238 182ZM83 185L84 184H82V187H83ZM161 185V186H160ZM248 185V186H249ZM99 186V185H98ZM123 186H124V188H123ZM246 186V185H245ZM262 186V185H261ZM77 187H78V184H77ZM82 187H80V188H82ZM85 187V186H84ZM118 187H120V188H118ZM167 187V186H166ZM242 188H243V186H241ZM241 187H240V190H239V197H241L240 198V201H238V199H237V201H238V203L236 204V206L238 205V204H240V202H243V204L245 203L244 202V197H245V193H247V197H249V196H251V195H253L254 194V189H253V192H252V190H250V191H248L249 190V188L250 187H248V189H247V187H245L244 188V190L243 189H241ZM117 188V189H116ZM259 188V187H258ZM85 189V188H84ZM138 189V188H137ZM143 189V188H142ZM145 189H143V190H145ZM164 190H165V188H163ZM162 189V190H163ZM261 189V188H260ZM79 190V189H78ZM81 190H83V189H81ZM99 190V191H98ZM133 190V189H132ZM237 190H238V188L236 189V192H237ZM241 190H243L241 193H242V195H244V197L243 196H241V194H240V191ZM256 190H259V189H256ZM70 191V190H69ZM68 191V192H69ZM74 191H75V189H74ZM76 191H77V188H76ZM134 191V190H133ZM71 192V191H70ZM121 192V191H120ZM152 192V191H151ZM150 192V193H151ZM154 192V191H153ZM165 192H166V190H165ZM236 192H234V193H236ZM245 192V193H244ZM249 192H252L251 194L249 193ZM257 192V191H256ZM262 192V191H261ZM115 193V195H117V198H115V196L113 195ZM142 193V192H141ZM145 193H147V195H148V192L146 191ZM225 193V195H226V193H227V191L226 192H224ZM68 194V193H67ZM70 194V193H69ZM121 193H119V195H120ZM126 194V193H125ZM129 194H130V192H129ZM128 194V195H129ZM130 194V195H131ZM156 194V193H155ZM158 194V193H157ZM228 194V193H227ZM248 194H250V195H248ZM256 194V193H255ZM258 194V193H257ZM101 195H103L102 197H101ZM112 195H113V199L112 200H116V201H112V200H110L111 198H112ZM131 195V196H132ZM141 195H143V193L141 194ZM146 195V194H145ZM147 195L146 196H144V197H147ZM150 195V194H149ZM229 195V194H228ZM260 195H261V193H260ZM83 196V195H82ZM236 196H237V193H236ZM235 196V197H236ZM65 197V196H64ZM77 197H80V196H77ZM98 197V198H97ZM137 197V198H136ZM230 197V196H229ZM238 196L236 197V198H239ZM253 197H254V195H253ZM252 196H251V199H250V197H249V199L252 201V198H253ZM256 197V196H255ZM263 197V196H262ZM81 198V197H80ZM95 198H97L96 200H94ZM100 198V199H99ZM129 199V200H127V199ZM226 198H228V197H226ZM257 198H258V196H257ZM124 199H126V200H124ZM141 199V198H140ZM139 199V200H140ZM225 199V198H224ZM229 199V198H228ZM228 199H225V200H227V202H228ZM248 201H250L248 198H246ZM260 199V198H259ZM76 200V199H75ZM117 200L118 201H120V202H117ZM224 200V201H225ZM230 200V199H229ZM236 199L234 198V200L233 201H235ZM66 201V203H67V201L68 200H65ZM115 202V203H113V204H111V208L109 207L110 206V203H112V202ZM232 201V202H233ZM246 201V200H245ZM73 202V203H74ZM107 202H109L108 204H107ZM226 202V201H225ZM230 202V201H229ZM259 202V201H258ZM65 203V202H64ZM129 203V204H128ZM134 203V204H133ZM133 203H131L132 205L131 206H133V205H135L134 207H133V209H132V207H130V209L128 208V210H125L126 208H122V209H124L125 210V212L126 211H130L131 209V211H134L135 210V208H137L138 209V203H137V201H133ZM137 203V204H136ZM236 203V202H235ZM62 205H63V202L61 203ZM128 204V206H126ZM247 204H250L249 202L247 203ZM115 205H118V207H116ZM241 205V204H240ZM245 206H247L246 204H244ZM255 205H256V203H255ZM113 206H115V207H113ZM244 206V207H245ZM249 206V205H248ZM61 207V208H60ZM141 207V205L139 206V208ZM227 207V206H226ZM110 208V209H109ZM112 208H114V209H112ZM56 209V208H55ZM60 209V210H59ZM112 209V210H111ZM122 209H120L121 211H122V213H124V210H122ZM118 210V211H117ZM139 210V209H138ZM117 212L119 215H116V213H114V212ZM120 211V212H121ZM137 211V210H136ZM249 212V211H248ZM228 213V214H227ZM249 213H251V211L249 212ZM191 214V215H190ZM202 214V215H201ZM224 214V215H223ZM238 214H240V215H238ZM252 214V213H251ZM263 214H264V212H263ZM185 215V216H184ZM236 217H235V216ZM259 215V214H258ZM230 216H233V220H234V222H235V224L238 222V226H237V228H234V226H235V224L233 223V220L231 221V218H230ZM242 216H244V215H242ZM250 216V215H249ZM262 217H263V215H261ZM261 216H259L260 218H261ZM34 218V220L36 219V217H39V218H37L33 223L31 222L33 219H31L30 220V218ZM121 218V219H119L118 220V218ZM189 217H190V220H189ZM195 217V218H194ZM216 217H218V218H216ZM256 217V216H255ZM254 217V218H255ZM24 220H23V219ZM187 218H188V220H187ZM235 218L236 219H239V218H242L241 219V221L240 220H236L235 221ZM253 218V219H254ZM258 218V217H257ZM22 219V220H21ZM263 219V218H262ZM255 221H256V219H254ZM201 223H200V222ZM254 221V222H255ZM262 221V220H261ZM241 222V223H240ZM250 222H253V220L252 221H250ZM233 223V224H232ZM256 223V222H255ZM254 223V224H255ZM264 223V222H263ZM240 224V225H239ZM250 224V223H249ZM258 224V223H257ZM240 226H241V228H240ZM243 226V227H242ZM239 228V229H238ZM141 231V232H140ZM146 231H147V234H149L150 233V235H148V238L151 236L153 239H155L154 241H153V239L150 237V239L152 240V242H150L151 240H149L148 238H147V236L145 235V233H146ZM149 231V232H148ZM155 231H156V233H155ZM239 231H240V233H239ZM241 231H242V233H241ZM164 234H163V233ZM138 233H139V235H141L142 236V234L144 233V238L146 239H148V241L147 240H145L143 237H141V236H139L138 235ZM141 233V234H140ZM134 234H136L135 235V237H134ZM154 234V235H153ZM155 234H157V235H155ZM162 234H163V237L165 236H167L166 238H163L162 239ZM251 235H252V237H251ZM128 236H130L131 238H134L133 240L130 238V237H128ZM146 236V237H145ZM155 236V237H154ZM158 237V239H160L159 240V242H155L156 240L158 241V239H156L157 237ZM130 238V239H129ZM136 238L137 239H139V240H136ZM144 240H143V239ZM143 241H142V240ZM193 249H195L194 251H193ZM191 250L194 252L193 254H192V252H191ZM197 251V252H196ZM209 253H211L210 255H209ZM216 255V254H215ZM220 255V254H219ZM218 255V253H217V257L219 256ZM213 257V256H212ZM215 257V256H214ZM220 258V257H219ZM219 258H217V259H219ZM213 259V258H212ZM207 260V261H206ZM219 261V260H218ZM218 261H217V263H218ZM237 261H240V263H238ZM209 262V261H208ZM207 262V263H208ZM220 262V261H219ZM214 264H215V262H213ZM212 263V264H213ZM194 264V263H193Z\"/></svg>",
  "mask_w": 264,
  "mask_h": 264
}]
</instances>
